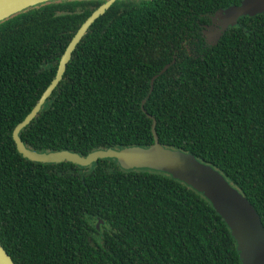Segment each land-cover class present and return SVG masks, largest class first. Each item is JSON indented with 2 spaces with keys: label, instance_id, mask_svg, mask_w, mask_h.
Wrapping results in <instances>:
<instances>
[{
  "label": "trees",
  "instance_id": "1",
  "mask_svg": "<svg viewBox=\"0 0 264 264\" xmlns=\"http://www.w3.org/2000/svg\"><path fill=\"white\" fill-rule=\"evenodd\" d=\"M106 2L53 1L0 23L4 249L15 264H242L212 204L170 175L126 171L115 159L38 163L17 150L14 129L56 77L73 36ZM242 2L116 0L21 140L35 152L82 157L148 148L149 114L163 147L220 171L264 226V13L225 32L212 19ZM208 31L216 33L209 45ZM171 63L145 113L151 80Z\"/></svg>",
  "mask_w": 264,
  "mask_h": 264
},
{
  "label": "water",
  "instance_id": "2",
  "mask_svg": "<svg viewBox=\"0 0 264 264\" xmlns=\"http://www.w3.org/2000/svg\"><path fill=\"white\" fill-rule=\"evenodd\" d=\"M61 0H0V10L8 7L15 8L0 16V23L14 15L35 6ZM116 0H107L85 21L71 39L66 51L61 57L58 72L54 80L42 94L39 102L27 117L19 123L13 131V140L17 150L26 160L38 163H53L54 161L71 162L80 167H90L100 159H115L123 170H150L168 174L176 180L202 194L223 218L235 239L242 264H264V226L253 207L240 191L224 177L220 171L207 165L194 156L182 151L172 150L160 144L156 131V119L147 114L152 120V134L154 145L148 148L130 147L121 150H98L87 157L71 152L39 153L26 147L20 138V132L27 127L41 111L54 89L62 80L66 65L72 58L73 52L89 31L92 24L102 16ZM264 13V0H243L240 6H230L219 14V18L212 17L225 32L238 24L240 18L255 17ZM210 37L216 33H208ZM175 63V61L173 62ZM166 65L159 74L151 80L149 96L142 101V110L150 97L155 80L163 75L172 64ZM0 264H15L4 249L0 241Z\"/></svg>",
  "mask_w": 264,
  "mask_h": 264
},
{
  "label": "bare ground",
  "instance_id": "3",
  "mask_svg": "<svg viewBox=\"0 0 264 264\" xmlns=\"http://www.w3.org/2000/svg\"><path fill=\"white\" fill-rule=\"evenodd\" d=\"M14 9H15L14 7H13V8L8 7V8H6V9H2V10H0V16L6 14V13H8V12H11V11L14 10Z\"/></svg>",
  "mask_w": 264,
  "mask_h": 264
},
{
  "label": "flooded vegetation",
  "instance_id": "4",
  "mask_svg": "<svg viewBox=\"0 0 264 264\" xmlns=\"http://www.w3.org/2000/svg\"><path fill=\"white\" fill-rule=\"evenodd\" d=\"M208 33H210L209 31H208ZM210 36L207 34V36H205V41H206V43L209 45L210 43L208 42V38H209ZM212 37H214V36H212ZM212 37H210V39H212ZM195 51H196V49H194Z\"/></svg>",
  "mask_w": 264,
  "mask_h": 264
},
{
  "label": "rangeland",
  "instance_id": "5",
  "mask_svg": "<svg viewBox=\"0 0 264 264\" xmlns=\"http://www.w3.org/2000/svg\"><path fill=\"white\" fill-rule=\"evenodd\" d=\"M212 32V31H211ZM96 225H97V228H99V225L96 223Z\"/></svg>",
  "mask_w": 264,
  "mask_h": 264
}]
</instances>
